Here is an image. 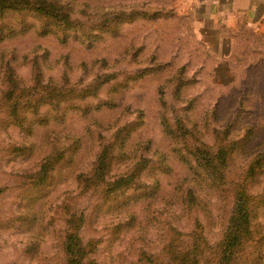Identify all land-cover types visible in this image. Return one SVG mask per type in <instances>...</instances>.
Here are the masks:
<instances>
[{
    "label": "rangeland",
    "instance_id": "1",
    "mask_svg": "<svg viewBox=\"0 0 264 264\" xmlns=\"http://www.w3.org/2000/svg\"><path fill=\"white\" fill-rule=\"evenodd\" d=\"M54 1L67 8L71 23L30 13L0 16L4 31L0 42V264H63L65 255L58 245L66 228V205L86 209L81 235L83 242H98L89 254L94 264H139L141 250L161 251L165 222L186 232L193 225L191 217L176 219L167 214L172 207L162 199L170 196L185 166L170 148L172 144L182 147L181 141L177 143L181 139L172 140L162 132L160 94L168 104L162 107L163 115L173 127L178 126L176 114L192 129L195 122L201 128L204 123L231 122L233 135L246 145L250 156L260 153L264 149V29L222 26L219 30L232 38L230 44L229 39L214 38L217 29L203 36L198 32L190 0ZM23 53L27 58L20 57ZM106 78L111 79L92 96L93 84ZM186 79L179 93L178 84ZM38 85L48 88L39 91ZM81 91L90 94L82 96ZM108 101L131 107L112 127L122 124L118 133H109L112 138L121 139L124 129L136 128L127 151L133 141L150 137L168 153L171 167L160 170L161 153L159 159L152 155L149 171H140V186L117 190L97 207L93 197L78 196L75 175L91 167L93 156L75 152L76 140L71 136L81 133L79 108L106 106ZM211 107L219 111L220 122L211 119L212 113L204 115ZM106 108L99 112L101 120L113 123L119 110L114 107L102 113ZM200 138L212 142L211 136ZM119 150L116 147L113 154L111 175L127 167ZM238 162L243 163V157ZM233 171L238 173V166ZM257 177L260 183L253 191L260 201L255 223L264 253V170ZM151 201L153 206L147 207ZM133 215L136 221L130 223ZM198 217L209 243L215 245L222 236L218 219L214 223L215 218ZM35 240L41 246L36 247ZM259 264H264V258Z\"/></svg>",
    "mask_w": 264,
    "mask_h": 264
},
{
    "label": "trees",
    "instance_id": "2",
    "mask_svg": "<svg viewBox=\"0 0 264 264\" xmlns=\"http://www.w3.org/2000/svg\"><path fill=\"white\" fill-rule=\"evenodd\" d=\"M21 13H30L38 17L45 16V18L57 20L62 24L72 22L69 20L70 13L67 8L54 0H0V16ZM28 30L27 28L24 31ZM3 32L0 30V42L4 39ZM13 54H16L15 51ZM27 54L29 55V52ZM27 54L23 53L20 57L25 59ZM34 60L39 62L38 55L34 57ZM110 79L98 80L99 84L98 82L93 84L92 96L99 92L97 87L101 83H106ZM186 81L187 79L181 80L178 84L179 93ZM47 88L38 85L37 90H47ZM81 93L85 94L82 96L90 94L83 91ZM163 96L164 94L161 93L159 98L161 105L158 111L162 132L164 136L172 140L181 139L177 143L181 141L182 147L172 144L170 148L177 155L178 160L183 161L185 173L180 174L175 180L170 196L166 197L167 199L162 196V199L167 206L172 207L167 214L173 215L176 219L191 217L193 225L190 231L186 232L172 222H165L161 229V235L165 240L161 251L141 250L138 258L139 264H207L208 262L209 264H259L264 258V253L261 252L262 245L258 243L260 230L256 228L255 206L260 200L256 195L257 192L254 193L253 187L257 183V175L264 170V149L251 157L249 150H245L246 145L239 143V138L233 135L234 126L231 122L225 125L204 123L202 128L198 122H195L194 131L182 124L183 119L176 114L174 121L178 126L173 127L169 123L170 119L163 115L162 107L168 105ZM121 105L118 102L108 101L106 106L79 108L76 112L83 124L81 133L76 132L71 136L76 140L75 152L82 150L93 156V160L90 161L91 167L75 175L78 196L93 197L95 203H99L97 207L108 202L110 195L117 190L140 186V171H149L152 155L155 154L159 159V153H161L163 163L160 161L158 165L160 170L162 167H171L167 163L168 153L166 154L154 145L150 137L133 141L132 148L127 151L128 143L135 139L133 135L136 128L133 130L131 127L126 129L123 127L126 130L123 138H112L109 133H118L122 124L115 130L112 127L124 113L130 112L131 109L129 104L122 105L123 108ZM104 107L107 108L102 113L114 107L119 110L113 123L104 124L101 120L99 112ZM136 110L141 115L144 113L141 108ZM203 113L204 115L212 113L211 119L217 121L216 123L220 122L219 111L214 107L206 109ZM248 133L252 136L253 129ZM200 136H211L212 142H205ZM116 147L120 148L123 165L127 167L123 172L111 175L109 169L115 159ZM182 148L185 150L183 153ZM239 156L243 157V163L238 162ZM234 166H238V173H234ZM96 196L100 199H96ZM153 203V201L149 202L147 207L153 206ZM214 206L216 213L213 211ZM65 209L68 215L65 217L66 228H63L60 235L58 234L60 237L58 246L65 255L63 264H94L95 261L89 258V254L97 247L98 242L95 240L83 242L81 235L87 222L85 207L78 211L73 206L66 205ZM151 212H155V209ZM163 213L165 211H162L161 215ZM199 214L206 215L210 219L215 218L214 223L218 219L221 224L222 236L215 245L210 244L206 238L204 224L198 217ZM133 219H136L134 215L130 223L133 221L135 223L136 220ZM34 244L36 247L41 246L38 240H35Z\"/></svg>",
    "mask_w": 264,
    "mask_h": 264
},
{
    "label": "crops",
    "instance_id": "3",
    "mask_svg": "<svg viewBox=\"0 0 264 264\" xmlns=\"http://www.w3.org/2000/svg\"><path fill=\"white\" fill-rule=\"evenodd\" d=\"M190 1H194L193 11L195 13L196 26L202 36L203 33L217 29L215 32L217 34H215L214 38H218L220 42H226L229 39L228 41L231 44L232 38L223 36L219 30V28L222 29V26L235 27L238 24H242L250 26L256 31L264 29V0ZM198 8L202 9L198 10ZM207 17H209V20ZM204 40L209 42L210 39L206 37Z\"/></svg>",
    "mask_w": 264,
    "mask_h": 264
}]
</instances>
